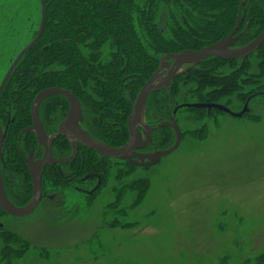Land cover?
<instances>
[{
	"label": "rangeland",
	"instance_id": "obj_1",
	"mask_svg": "<svg viewBox=\"0 0 264 264\" xmlns=\"http://www.w3.org/2000/svg\"><path fill=\"white\" fill-rule=\"evenodd\" d=\"M41 15L39 0H0V83ZM255 54L215 71L226 77L249 67L241 82L250 90L216 100L182 79L188 103L208 100L229 113L178 109L181 145L159 164L118 163L92 196L56 185L57 196L46 194L33 214L0 215V264H253L264 253V86L245 102L238 95L264 85ZM164 130L163 150L175 141ZM10 248L20 255L8 256Z\"/></svg>",
	"mask_w": 264,
	"mask_h": 264
},
{
	"label": "trees",
	"instance_id": "obj_2",
	"mask_svg": "<svg viewBox=\"0 0 264 264\" xmlns=\"http://www.w3.org/2000/svg\"><path fill=\"white\" fill-rule=\"evenodd\" d=\"M41 1L46 7L44 33L21 60L5 94L12 86L19 85L21 97L17 102L25 112L41 90L72 86L76 93H85L88 103L99 110L100 115L93 114L92 119H96L97 125L103 129L102 138L113 137V142L117 140L120 143L118 145L126 142V121L132 104L158 69L163 56L199 50L225 38L238 22L241 2L244 5L240 31L244 32L247 23L249 28L238 45L249 44L264 30V0H39L42 6ZM164 14L165 23L161 22ZM255 55L260 68L258 75L263 78L264 44ZM226 63L233 68L237 61L208 59L177 78L169 89L153 93L146 104L147 117L155 115L156 120L164 118L166 121L175 109L198 113L210 110L192 106L211 105L208 100V104L187 102L189 98L184 97L191 95L186 92L188 86L185 83L180 87L185 77L196 81L194 84H199L200 90L217 93L216 100L239 93L240 89H249V86L242 87L241 82L249 67L243 74L233 70L226 77L215 75L218 64ZM245 80H248L247 74ZM263 86L258 85L253 91L246 90L238 97L246 101ZM182 91L184 99L179 98ZM204 99L206 97L201 101ZM160 109L164 112H159ZM212 112L218 111L212 109ZM161 133L159 130L155 134L156 143ZM17 135L18 132H9L7 147ZM113 142L110 144L114 147ZM102 169L105 180L111 171L110 163H103ZM8 198L17 207H23L30 199L26 197L21 204V198H17L14 191ZM4 239L6 241V237ZM12 254L20 255L10 248L7 255ZM253 264H264V253L257 256Z\"/></svg>",
	"mask_w": 264,
	"mask_h": 264
},
{
	"label": "flooded vegetation",
	"instance_id": "obj_3",
	"mask_svg": "<svg viewBox=\"0 0 264 264\" xmlns=\"http://www.w3.org/2000/svg\"><path fill=\"white\" fill-rule=\"evenodd\" d=\"M242 24H243V20H242ZM241 27L237 34L243 32L240 31ZM237 47H241L238 45V42H237ZM18 66L14 70L10 80L12 79L16 70L18 69ZM16 79H20V78H15V80ZM9 82L0 98V108H1L0 132L6 134L5 145L2 150L3 162L1 163V172H2V180L5 187V191L6 194H8L7 196L11 195V191H14L16 197L19 199L21 198V204H22L25 202L26 197H29L31 199L33 193V184H32V177L30 174L29 163L30 162L40 163L45 156V147L40 144L37 133L35 131L33 132L27 131L28 129L31 128L33 129L36 127L33 117V104L36 97L41 92L50 88H61L69 91L77 99L79 103V118L77 119L78 126L98 142L108 145L110 147H113L110 143L113 142L114 140L113 137L107 139L102 138L103 134L101 131H103V129L97 125L96 119H92L93 114H96L95 116L100 115L99 110L94 105L88 103L85 93H76L75 89L72 86L45 88L34 96L28 111L26 110L25 112H23L21 111L22 108L18 105L17 102V98L21 97V93H18L20 92L19 85H15V87L12 86L10 88L11 92L9 94L7 103L5 99H3V97L6 98L8 94V93L5 94V92L8 88ZM16 94H18V96H16ZM134 103L132 104V110L130 115L132 114ZM71 108L72 106L70 100L63 95H52L43 99L40 102L37 109V116L40 125L45 131L47 137L52 138L60 132L61 126L67 122ZM159 112L163 113L164 111L160 109ZM130 115L128 116L126 121V127H127L126 142L122 145H118L120 143L117 142L116 140L115 142L112 143L115 145L113 148H117V149L121 148L124 145H126V143L128 142L129 140L128 119ZM172 116L168 118V120L166 121L164 118L156 120L155 115H152V117L148 118L145 109L144 122L147 127L154 129L152 131V142L151 144L147 145L145 148L141 150H137L136 154L150 155L156 151H164L162 149L164 147V143L159 140V139L162 140V138H160L161 134H159V138H156L158 139L157 143L154 137L159 130L167 128V127L158 128V126L162 123L169 122ZM123 127L125 126L123 125ZM168 129L173 131L171 128ZM10 131H12L13 133L18 132V135L15 137L13 143H11V146L7 147L6 143ZM139 131L142 133L141 128H139ZM173 133L175 135L174 131ZM51 156L52 159L58 161L63 160V162L49 163L45 166L42 177L43 197L40 205L42 204L46 194L49 195L48 197L49 200H53L54 197L57 196L58 190L56 185H59L64 189L65 188L72 189L73 192L78 195L81 194L84 196L94 195L102 187L104 182L102 175L103 163L106 164L110 163L111 167H113L114 165H118V163H121L127 165L128 167L148 168V167H137L130 164L129 162L120 159L105 158L97 154L96 152L88 149L80 141H76V147H74L72 142L67 137L64 136L56 137L53 140ZM132 160H137V158L132 157ZM27 204H24L22 206L24 207ZM0 212H1V216L3 217L6 216V213L2 210L1 207H0Z\"/></svg>",
	"mask_w": 264,
	"mask_h": 264
},
{
	"label": "water",
	"instance_id": "obj_4",
	"mask_svg": "<svg viewBox=\"0 0 264 264\" xmlns=\"http://www.w3.org/2000/svg\"><path fill=\"white\" fill-rule=\"evenodd\" d=\"M41 3L42 16L38 33L34 40L19 53L9 68L0 85V98L20 61L37 45L44 33L46 26V7L43 1H41ZM242 7L243 2L240 3L238 22L235 28L219 42L199 50H184L180 53L167 54L160 59L158 69L141 88L135 100L132 114L128 119L129 140L126 145L121 148H113L98 142L78 126L77 119L79 118V103L69 91L61 88H50L41 92L36 97L33 104V117L36 127L33 129H28L27 131H35L37 133L40 144L45 147V156L40 163H29L33 184V193L29 203L24 207H17L11 203L5 191L2 180L1 163L3 162L2 150L5 145L6 134L0 132V207L6 213V215L10 217H26L33 214L38 209L43 197L42 177L45 166L49 163L63 162V160H54L51 156L52 143L56 137H67L72 142L74 147H76V141H80L88 149L105 158L120 159L137 167H153L157 165L163 158L175 152L180 147L183 138L182 130L178 126L175 119L178 109L174 111L169 122L162 123L158 126V128H171L175 132L176 139L174 145L167 150L156 151L150 155L136 154L137 150L145 148L152 142V131L154 129L147 127L144 122L147 101L153 93L168 89L173 85L175 79L182 76L189 70L202 65L208 59L217 58L225 61H241L255 54L264 44V30L249 44L242 47H237V42L242 37L244 32L249 28V24L247 23V27L245 28L244 32L237 34L242 25ZM52 95H63L67 97L70 100L72 108L67 122L61 126L60 132L56 136L49 138L40 125L37 116V109L43 99ZM192 106L207 109L214 108L229 113L228 109H225L219 105ZM139 128L142 129V133L139 131ZM132 157L137 158V160H132ZM2 227L3 226L0 225V228Z\"/></svg>",
	"mask_w": 264,
	"mask_h": 264
}]
</instances>
